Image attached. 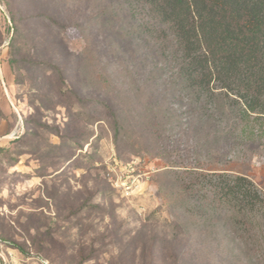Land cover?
I'll return each mask as SVG.
<instances>
[{
    "label": "rangeland",
    "instance_id": "1",
    "mask_svg": "<svg viewBox=\"0 0 264 264\" xmlns=\"http://www.w3.org/2000/svg\"><path fill=\"white\" fill-rule=\"evenodd\" d=\"M121 1L0 0V264H264L260 231L192 211L165 175L199 163L264 194V149L150 123Z\"/></svg>",
    "mask_w": 264,
    "mask_h": 264
},
{
    "label": "trees",
    "instance_id": "2",
    "mask_svg": "<svg viewBox=\"0 0 264 264\" xmlns=\"http://www.w3.org/2000/svg\"><path fill=\"white\" fill-rule=\"evenodd\" d=\"M119 6L130 21L126 36L149 50L150 123L159 125V112L160 119H185L191 132L212 137L224 151L264 149V0H122ZM169 168L168 187L192 211L230 216L239 231H260L264 260V194L247 176L199 163Z\"/></svg>",
    "mask_w": 264,
    "mask_h": 264
}]
</instances>
